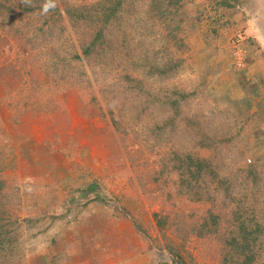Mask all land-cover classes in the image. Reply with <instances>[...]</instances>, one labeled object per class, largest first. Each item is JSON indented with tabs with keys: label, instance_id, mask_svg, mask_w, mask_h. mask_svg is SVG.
<instances>
[{
	"label": "rangeland",
	"instance_id": "374dc122",
	"mask_svg": "<svg viewBox=\"0 0 264 264\" xmlns=\"http://www.w3.org/2000/svg\"><path fill=\"white\" fill-rule=\"evenodd\" d=\"M55 1L60 20L0 11V264H173L168 245L190 264H239L236 203L260 224L253 264H264V0H183L177 77L140 70L171 56L146 0L127 1L89 59L80 48L97 27L63 11L98 0ZM238 30L242 69L230 54ZM176 82L196 90L177 112L163 95ZM185 153L227 186L200 185L210 197L194 200L174 168ZM91 182L101 200L86 204L78 190ZM209 213L218 224L202 228Z\"/></svg>",
	"mask_w": 264,
	"mask_h": 264
},
{
	"label": "trees",
	"instance_id": "16d2710c",
	"mask_svg": "<svg viewBox=\"0 0 264 264\" xmlns=\"http://www.w3.org/2000/svg\"><path fill=\"white\" fill-rule=\"evenodd\" d=\"M128 0H98L96 3L89 5H82L79 7L65 8L64 13L68 20L75 25V22L82 21L92 24L97 27V30L90 35L89 41L80 48L84 58H91L92 54L97 50H102L103 42L106 40L104 36L105 28L112 22L118 19V14L123 11L125 4ZM130 1V0H129ZM148 3L147 12L151 16L157 28L163 31L162 40L164 41L162 49L166 52H171V56L165 57L163 63L154 66L155 72L146 71L145 67L142 70L143 74L148 76H169L176 70V77L180 71L184 70L186 64V57L189 48L182 37V9L183 0H146ZM0 11L8 15L9 20L15 18V11H19L18 16H43L44 12H50V18L60 20L62 14L59 6L55 0H17L14 3L10 0H0ZM42 12V13H41ZM47 24V21H44ZM59 21H57L58 23ZM39 30H42L39 29ZM145 56L140 59L142 64L146 63ZM130 84H134L133 89L142 90V79L132 78L130 75L125 77ZM140 78H142L140 76ZM180 82V81H179ZM182 85L176 82V91L167 90L164 95V105H168L176 112L180 110L183 102H186L189 97L196 96V90H184ZM162 95V96H163ZM158 101V97L155 98ZM200 146H206L201 144ZM175 170L180 176V185L188 189L194 200L201 201L204 198H209L210 195L204 197L200 185H213L214 188L227 186L218 171L213 167L211 161L201 159L190 153L183 155H176ZM246 177L250 178L253 187L257 186L258 173L252 168L245 170ZM258 174V175H257ZM99 185L96 182H91L84 188L78 190V195L81 198H86V204L91 200L100 202L98 196ZM90 196H93L91 199ZM236 209L233 212V222L237 227V236L229 239L228 250L232 258L235 257L239 260V264H253L256 259V243L261 236L260 224L255 215L252 216L251 221H246L244 214L241 210L239 213V204L236 203ZM218 218L209 213L208 218L203 221L202 228L208 227L209 224L217 226ZM211 229L209 232H213ZM182 247V246H181ZM166 250L171 257L173 264H190L186 261L183 251L180 248L176 250L172 246H166ZM231 258V257H230Z\"/></svg>",
	"mask_w": 264,
	"mask_h": 264
},
{
	"label": "built area",
	"instance_id": "2783aa9c",
	"mask_svg": "<svg viewBox=\"0 0 264 264\" xmlns=\"http://www.w3.org/2000/svg\"><path fill=\"white\" fill-rule=\"evenodd\" d=\"M245 40L246 38L241 30L236 31L230 40V54L233 64L237 69H242L245 65V51L243 47Z\"/></svg>",
	"mask_w": 264,
	"mask_h": 264
},
{
	"label": "crops",
	"instance_id": "0c3cea01",
	"mask_svg": "<svg viewBox=\"0 0 264 264\" xmlns=\"http://www.w3.org/2000/svg\"><path fill=\"white\" fill-rule=\"evenodd\" d=\"M224 1H226V0H224ZM204 2H205V0H194V4L196 5V8H198L197 6L200 4H203ZM211 2H212V0H211ZM223 9L225 10V8H223ZM225 11H227V10H225ZM244 47L246 49L248 48V47H246V44H244ZM247 50H249V48Z\"/></svg>",
	"mask_w": 264,
	"mask_h": 264
}]
</instances>
